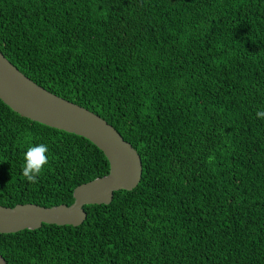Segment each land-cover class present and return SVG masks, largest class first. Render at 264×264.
Returning <instances> with one entry per match:
<instances>
[{
    "label": "trees",
    "instance_id": "trees-1",
    "mask_svg": "<svg viewBox=\"0 0 264 264\" xmlns=\"http://www.w3.org/2000/svg\"><path fill=\"white\" fill-rule=\"evenodd\" d=\"M0 51L143 166L78 227L0 234L8 264H264V0H0ZM41 143L30 184L23 154ZM109 170L89 140L0 99L1 206H70Z\"/></svg>",
    "mask_w": 264,
    "mask_h": 264
},
{
    "label": "water",
    "instance_id": "water-1",
    "mask_svg": "<svg viewBox=\"0 0 264 264\" xmlns=\"http://www.w3.org/2000/svg\"><path fill=\"white\" fill-rule=\"evenodd\" d=\"M0 99L19 115L48 127L81 136L106 156L109 173L75 188L74 203L42 207L19 204L0 205V234L35 231L44 224L82 225L85 206L109 205L114 193L134 190L142 178L139 152L108 122L95 113L39 86L21 73L0 51ZM0 264H8L0 254Z\"/></svg>",
    "mask_w": 264,
    "mask_h": 264
},
{
    "label": "clouds",
    "instance_id": "clouds-1",
    "mask_svg": "<svg viewBox=\"0 0 264 264\" xmlns=\"http://www.w3.org/2000/svg\"><path fill=\"white\" fill-rule=\"evenodd\" d=\"M258 118H264V111L257 112ZM50 164L48 146L45 144L28 145L23 154V163L21 166L22 176L30 184L38 183L44 170Z\"/></svg>",
    "mask_w": 264,
    "mask_h": 264
}]
</instances>
